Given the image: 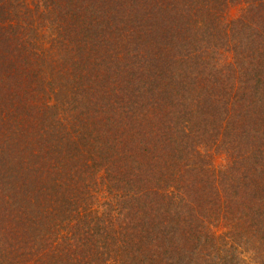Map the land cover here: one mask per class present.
Wrapping results in <instances>:
<instances>
[{
    "label": "trees",
    "instance_id": "trees-1",
    "mask_svg": "<svg viewBox=\"0 0 264 264\" xmlns=\"http://www.w3.org/2000/svg\"><path fill=\"white\" fill-rule=\"evenodd\" d=\"M0 264H264V0H0Z\"/></svg>",
    "mask_w": 264,
    "mask_h": 264
}]
</instances>
